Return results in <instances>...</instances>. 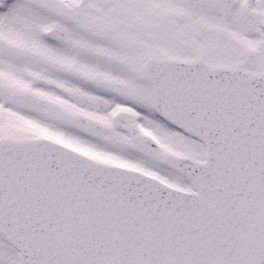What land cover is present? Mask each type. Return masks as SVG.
Here are the masks:
<instances>
[{
	"label": "snow or ice",
	"instance_id": "6c2138e0",
	"mask_svg": "<svg viewBox=\"0 0 264 264\" xmlns=\"http://www.w3.org/2000/svg\"><path fill=\"white\" fill-rule=\"evenodd\" d=\"M0 264H264V0H0Z\"/></svg>",
	"mask_w": 264,
	"mask_h": 264
}]
</instances>
